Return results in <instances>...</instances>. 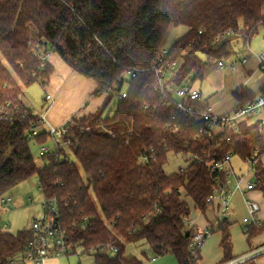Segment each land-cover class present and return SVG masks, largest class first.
I'll return each mask as SVG.
<instances>
[{
    "label": "trees",
    "instance_id": "16d2710c",
    "mask_svg": "<svg viewBox=\"0 0 264 264\" xmlns=\"http://www.w3.org/2000/svg\"><path fill=\"white\" fill-rule=\"evenodd\" d=\"M178 26L186 33L162 56ZM260 30L264 0H0V107L11 116L0 120V197L35 176L43 199L56 202L73 253L80 249L92 264H143L145 250L153 258L169 254L177 264H193L186 200L201 213L212 205L207 199L225 185L228 172L211 173L208 165L227 154L254 161L252 189L264 197L263 126L250 115L235 128L217 125L211 140L203 124L177 111L166 88L192 87L209 66L197 54L220 62L230 55L224 39L249 41ZM49 55L93 82L102 102L71 118L60 139L75 163L58 146L41 154L48 164L38 168L29 144L43 145L49 134L28 139L37 117L22 101L21 87L38 83L45 90L53 73ZM256 96L264 97V83L257 94L237 88L233 112ZM114 98L112 114L104 115ZM190 104L201 107L196 100ZM169 154L188 155L190 162L167 175ZM229 226L220 219L213 229L221 236L219 264L234 260ZM263 227L245 229L247 241ZM31 238L26 229L11 234L0 228V264L23 253ZM130 244L146 247L143 261L127 254Z\"/></svg>",
    "mask_w": 264,
    "mask_h": 264
},
{
    "label": "crops",
    "instance_id": "0c3cea01",
    "mask_svg": "<svg viewBox=\"0 0 264 264\" xmlns=\"http://www.w3.org/2000/svg\"><path fill=\"white\" fill-rule=\"evenodd\" d=\"M261 32L262 36L257 34L249 41H245L234 35L223 40L229 44L230 55L232 54L233 47H237L240 49V54H243V59H241L244 60L243 62L240 59H238L240 61L237 62L230 61L229 65H226L223 63V60H221L220 62L223 64V68L221 69L216 68L218 61L212 65V72H215L217 75L223 74L228 67H232L231 69L233 70L234 68L241 69L243 78L237 79L238 82L226 93V95L230 93L229 99L225 98L218 100L215 98L211 100L219 89L215 88L213 92L209 90L203 94L201 90L192 85V87L199 92L200 100L211 109L213 114L223 116L234 111L237 107V103L231 97V94L237 88L244 87L251 93L256 94L260 86L264 83V71H259L258 60L255 54L251 53V50L256 51L261 50V48L263 49L261 52H264V34L262 30ZM46 61L53 67V73L50 77L49 85L45 88L44 92L49 94L53 100L50 102L44 101L47 107L44 111L39 113L43 114L46 120L45 124L41 126V132H46L49 126L58 128L71 118H80L86 114H90L94 112L102 102L101 97L93 95L95 90L93 82L72 72L54 55L47 56ZM234 64H236V66H234ZM259 77L260 79H257ZM260 117H264V110L255 116L256 120H259ZM38 146H40L41 153L47 152L46 146L53 147L54 149L53 142L50 139L43 145ZM259 162L264 167V155L260 157ZM229 169L232 173V185L229 186V189L233 190L234 178H237L239 179L240 190L232 191L226 216L223 218L218 217L219 204L216 200L201 213L195 210L192 203L187 199L186 201L191 208L188 219L191 220L198 229L214 228L215 224L220 219H226L230 223L229 234L232 244L231 254L234 260L243 258L244 261L239 264H264V227L260 230H256L247 241V234L245 232L246 226L241 221L247 214L246 202H253L259 207V222L260 224H264V197H262L261 193L256 189H247L248 184L252 186L254 184L253 173L248 170V167L239 158H237V160L230 159ZM8 197L11 198V196ZM14 200L17 202V197L11 198L10 203L13 204ZM220 240V233L214 230L202 246L197 264H219L222 259ZM145 248L146 247L140 244L141 251L139 255L136 256L132 254V256L143 261L141 252L144 251ZM128 255L131 254L129 253ZM147 258L148 260L143 261V264H177L175 258L169 254L159 258H153L152 256H148ZM245 260L250 261L249 263H245Z\"/></svg>",
    "mask_w": 264,
    "mask_h": 264
},
{
    "label": "built area",
    "instance_id": "2783aa9c",
    "mask_svg": "<svg viewBox=\"0 0 264 264\" xmlns=\"http://www.w3.org/2000/svg\"><path fill=\"white\" fill-rule=\"evenodd\" d=\"M226 32L225 34H228ZM264 34V32H263ZM219 37L215 41H219ZM167 54V50L162 51V56ZM258 60L259 71H264V52L255 54ZM244 60H242L243 62ZM217 69L223 68L222 62H217ZM232 68V67H231ZM130 76H134L131 73ZM166 92L172 94L175 100L177 111L188 117L191 121L197 124H203L204 133L207 134L209 139H213L218 130L216 127L227 126L229 128H235L236 124L245 120L250 115L257 116L262 110H264V97L256 96L254 101L246 106L237 109L235 112L227 116H217L211 112V109L200 100L199 92L189 85H182L177 88L167 87ZM125 95H121L124 99ZM52 97L46 93L45 101H52ZM198 101L201 103V107H196L190 104L191 101ZM37 122L29 124V133L27 135L29 140L36 137L41 131L39 128L43 126L46 122L45 116L43 114L36 115ZM0 120H11V116L7 112L6 107H0ZM259 121L262 126H264V117H260ZM71 126V121H66L63 125L58 128L48 127L47 133L49 134V139L53 142L54 149L60 147V139L66 133L68 127ZM147 156L142 154L140 157L141 162L147 161ZM153 157L151 156L150 159ZM231 156L229 154L225 155L221 160H216L208 165L211 173L213 172H228L225 185H222L213 195H211L207 201H217L219 204L218 217L223 218L228 213L229 202L231 200V195L233 190H240L239 179L234 178L233 190L228 189L232 185V173L229 169V161ZM243 163L248 167L249 171H252L254 166V161L251 158H247ZM228 187V188H227ZM252 185L248 184L247 189H252ZM11 198L8 196L0 197V205L8 207L10 205ZM247 207V217L242 220L243 224L247 229L249 226H258L260 224L258 219L259 207L253 202H246ZM42 208L44 212V218L40 221H34L31 223L28 231L31 234V239L29 240L26 249L23 253L6 259L4 264H46L51 259H60L61 257H67L69 255L75 254L72 251V247L68 244L66 240L65 231L59 223V214L56 208V202L54 199L45 200L43 199ZM186 227L188 228L190 234V240L187 246L188 253L192 258V262L198 263L199 252L204 245L205 241L210 237L213 229L218 225L215 224L214 228H203L198 229L194 226L191 220L185 219ZM7 223L4 225L6 228ZM106 249H102L105 251ZM109 251H115L114 248L109 247ZM244 259L240 258L238 260L230 261L225 264H239L243 262Z\"/></svg>",
    "mask_w": 264,
    "mask_h": 264
},
{
    "label": "rangeland",
    "instance_id": "374dc122",
    "mask_svg": "<svg viewBox=\"0 0 264 264\" xmlns=\"http://www.w3.org/2000/svg\"><path fill=\"white\" fill-rule=\"evenodd\" d=\"M185 33L186 28L183 26H178L176 28L171 29L166 38L164 49L168 50L172 46V44L179 38H181ZM258 35L262 36L261 30L259 31ZM261 50L263 49L261 48ZM261 50H251V53H261ZM231 53L232 54L228 58L223 59V63H225L226 65H229L230 61L237 62L243 59V54H240V49H238L237 47H233ZM197 55L201 60L207 61L209 63V66L206 69L205 74L203 75L201 80H195L194 82H192L193 87H196L197 89L201 90L203 94L209 90L213 92L215 88L219 89L215 96L211 98V100H214L215 98H217L218 100L225 98L229 99L230 93L228 95H226V93L230 91V89L233 85H235L236 82H238L237 79L243 78L241 69L239 70L237 68H234L233 70L228 67L223 72V74L217 75L215 72H212V65L216 62V60L214 58H207L203 54ZM236 64H234V66H236ZM257 79H260V77ZM125 89L126 86L124 85L122 91H124ZM21 91V99L24 104L30 109L33 115L39 114L41 113V111H44L46 109V101L44 100L46 93L38 83H34L29 87H21ZM116 101V98L112 100V102L107 107L104 115H106L107 113L112 114L113 103ZM41 129L42 127L39 128V130ZM60 144V147L65 150L68 160L70 162L75 163V158L73 157L72 153L66 148V146H64L61 141ZM29 146L36 166L38 168H41L47 165L48 160L41 158L42 153L40 146H38L34 142H31ZM46 147L49 148H46L47 152H53V147ZM232 160H237V158L232 157ZM189 162L190 156L188 155L169 154L167 157V162L163 166V170L167 175H170L176 173L180 169H184L189 164ZM5 196H11L12 199L17 197V202L14 200L13 204L10 203L11 205H9L8 207L0 205V228L2 232L15 234L21 230H28L32 222L43 220V196L38 190L37 178L35 176L22 183H19L14 188L9 190L5 194ZM246 217L247 214L245 218ZM6 223L8 226L4 228V225ZM140 251V245L138 244H130L127 246V254L130 253L131 255L133 254L137 256L139 255ZM144 252L146 257L152 256L149 250H145ZM108 254L112 255V252H108ZM46 264H92V257L87 254H81L80 249H77V252L75 254L69 255L67 257H61L60 259H51Z\"/></svg>",
    "mask_w": 264,
    "mask_h": 264
},
{
    "label": "water",
    "instance_id": "95a60500",
    "mask_svg": "<svg viewBox=\"0 0 264 264\" xmlns=\"http://www.w3.org/2000/svg\"><path fill=\"white\" fill-rule=\"evenodd\" d=\"M193 79H194V77L192 76V77H191V81H193ZM186 236H187V235H186Z\"/></svg>",
    "mask_w": 264,
    "mask_h": 264
}]
</instances>
